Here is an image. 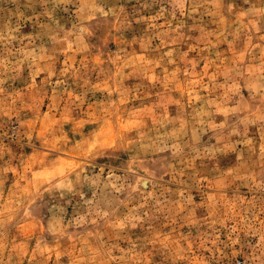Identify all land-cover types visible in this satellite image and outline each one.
<instances>
[{
    "label": "rangeland",
    "instance_id": "374dc122",
    "mask_svg": "<svg viewBox=\"0 0 264 264\" xmlns=\"http://www.w3.org/2000/svg\"><path fill=\"white\" fill-rule=\"evenodd\" d=\"M0 264H264V0H0Z\"/></svg>",
    "mask_w": 264,
    "mask_h": 264
}]
</instances>
